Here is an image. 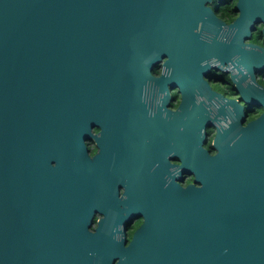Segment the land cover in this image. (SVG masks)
<instances>
[{
    "label": "water",
    "instance_id": "water-1",
    "mask_svg": "<svg viewBox=\"0 0 264 264\" xmlns=\"http://www.w3.org/2000/svg\"><path fill=\"white\" fill-rule=\"evenodd\" d=\"M207 2L0 0V264H264V112L245 127L243 114H190L207 110L195 91L216 95L204 81L212 58L236 56L251 74L264 68V49L244 42L264 23V0H238L229 43ZM163 58L158 81L181 94L180 166L199 186L129 196L149 218L125 246L124 148L108 151L114 178L97 190L110 195L97 197L84 140L93 125L122 133L126 114L94 112L133 110ZM211 125L214 154L203 147ZM170 201L174 218L164 224L156 209ZM95 211L102 217L90 230Z\"/></svg>",
    "mask_w": 264,
    "mask_h": 264
},
{
    "label": "flooded vegetation",
    "instance_id": "flooded-vegetation-1",
    "mask_svg": "<svg viewBox=\"0 0 264 264\" xmlns=\"http://www.w3.org/2000/svg\"><path fill=\"white\" fill-rule=\"evenodd\" d=\"M238 0H210L207 2L215 15L225 23L224 30L218 38L223 42H230L226 28L238 17ZM264 23L257 22L246 44H253L264 49ZM207 36L206 40L209 41ZM236 56H231L225 64H219L216 58L211 59L214 68H210L204 75V81L208 89L216 95L209 96L195 91L193 95L196 102H204L205 112L191 111L190 114H243L241 126L257 120L264 112L263 106L258 102L264 98V68L250 72L248 65L234 64ZM165 58L155 62L151 69V76L140 82L138 99L133 110L127 106L123 111H98L94 114H126V122L122 133L119 134L112 128H102L93 125L90 137L84 140L88 155L92 160L96 196H109L108 188L98 191L99 187L107 185L114 178V165L108 158V151L115 145L121 144L124 148L123 171L119 177L123 183L117 185V195L120 199L118 208L122 215L128 218L119 228L124 230L123 241L125 246L133 240L136 231L145 224L149 215L139 206H136L131 197H146L156 189V194L172 196L180 186L181 189L188 186L198 187L196 177L191 168L181 167V159L178 157V116L177 108L181 101V94L176 84L163 83L158 78L164 73ZM240 70L242 73H239ZM235 76V78H232ZM130 96V91H128ZM228 100L234 101L239 106V112L231 108ZM223 109H222V107ZM128 114V115H127ZM132 115L136 120L130 118ZM151 121L149 126L144 122ZM229 118L221 117L220 123L226 126ZM217 127L211 125L206 129V139L203 147L211 154L212 141ZM54 165V164H53ZM99 183V184H98ZM129 188L124 196L126 188ZM134 204V205H133ZM169 209L163 211L156 209L157 217L166 224L172 222L174 211L172 201ZM102 217L99 211H95L90 230H95L98 220Z\"/></svg>",
    "mask_w": 264,
    "mask_h": 264
}]
</instances>
